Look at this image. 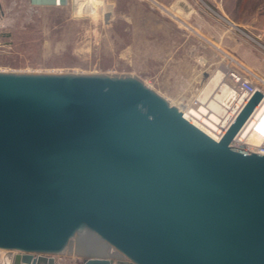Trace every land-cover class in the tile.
Returning <instances> with one entry per match:
<instances>
[{"label":"water","instance_id":"obj_1","mask_svg":"<svg viewBox=\"0 0 264 264\" xmlns=\"http://www.w3.org/2000/svg\"><path fill=\"white\" fill-rule=\"evenodd\" d=\"M262 98L217 140L134 73L0 70V249L264 264V154L232 144Z\"/></svg>","mask_w":264,"mask_h":264},{"label":"rangeland","instance_id":"obj_2","mask_svg":"<svg viewBox=\"0 0 264 264\" xmlns=\"http://www.w3.org/2000/svg\"><path fill=\"white\" fill-rule=\"evenodd\" d=\"M230 22L262 27L264 0H68L53 6L0 0V70L134 73L178 107L204 102L213 75L231 57L242 61L218 41L235 36ZM241 45L261 55L249 42ZM257 128L264 138V117ZM9 257L0 249V264ZM56 260L81 264L84 258L71 252ZM114 264L132 263L115 257Z\"/></svg>","mask_w":264,"mask_h":264},{"label":"built area","instance_id":"obj_3","mask_svg":"<svg viewBox=\"0 0 264 264\" xmlns=\"http://www.w3.org/2000/svg\"><path fill=\"white\" fill-rule=\"evenodd\" d=\"M230 24L231 29H234V32L239 35L242 40L249 42L256 50L264 55V23L262 27L255 31H250L246 27L235 22H230ZM226 81L227 82L222 83V85L226 86V88L223 86V89L220 91L222 97H218L216 94L218 90H220V86L213 94L209 95L206 101L202 102L199 98H196L191 104H186V107L190 106L194 108L196 112L192 113V111H190L191 119H189L185 116V112L182 111L184 116L192 123L196 121L208 127L213 131L215 137L211 136L219 140L256 90H259L263 93L262 100L238 132L232 144L243 149L264 154V140L261 144L255 145L248 142L246 135H244V128L247 126L248 122L256 120L259 115L258 113H260L262 109L264 110V77L254 72L242 61L235 57H231L230 64H227ZM212 101H216L220 104L221 108L219 111H215L212 108ZM199 103L200 105H198ZM202 106L206 107L205 110L202 109ZM260 107L261 110L258 112ZM214 114L219 117L218 121L213 117ZM194 124L196 125V123Z\"/></svg>","mask_w":264,"mask_h":264},{"label":"bare ground","instance_id":"obj_4","mask_svg":"<svg viewBox=\"0 0 264 264\" xmlns=\"http://www.w3.org/2000/svg\"><path fill=\"white\" fill-rule=\"evenodd\" d=\"M95 1H97V0H95ZM173 10V9H172ZM176 9H174V11H175ZM182 10V9H181ZM177 12V11H176ZM182 12H184V11H182ZM181 12V13H182ZM180 13V14H181ZM174 16H175V14H174ZM219 48V47H218ZM226 56H227V54H226ZM205 61V60H204ZM204 61H203V63H204ZM207 63V62H206ZM226 67H224V70L227 68V64L225 65ZM222 67V66H221ZM223 70V69H222ZM222 70H218L217 72H216V74L215 75H213V77L211 78V80L208 82V84H206V88H205V90L207 91V92H205V93H210V94H213L216 90H217V88H219L220 86H221V88H220V90H218V93H216L217 94V96L218 97H222V94L220 93V91L223 89V86L224 85H222V84H220V83H222V82H224V80L222 81V79H223V74L225 73V72H223ZM226 72H227V70H226ZM222 81V82H221ZM225 88H226V86H224ZM206 97H207V94L205 95V96H203V98H202V100H205L206 99ZM209 97V96H208ZM207 97V98H208ZM230 100V99H229ZM206 101V100H205ZM227 102L229 103V101H228V99H227ZM211 106H212V108L215 110V111H219L220 110V108H221V106H220V104L218 103V102H216V101H212L211 102ZM179 108L180 109H182V111L183 112H185V116L187 117V118H189V119H191V117H190V111H192V113L193 112H196V110L194 109V108H192V107H190V106H188V107H186L185 105H180L179 106ZM205 108L206 107H204V106H202V109H204L205 110ZM261 110V107L259 108V110H258V112ZM257 112V113H258ZM259 115H258V117L256 118V120H251L250 122H248V124H247V126L244 128V132H245V134L244 135H246V139L248 140V142H250V143H253V144H255V145H259V144H261V142H260V140L261 139H263V134H261V132L260 131H258L257 129H255V130H253V128H255V124L257 123V121L258 120H260V119H262L263 118V116H264V110L262 109L261 111H260V113H258ZM213 117L215 118V120L216 121H218V119H219V117L218 116H216V114H214L213 115ZM194 123H196V125H198V127H200V128H202L206 133H208L209 135H212V136H214V133H213V131H211L208 127H206V126H204V125H202V124H200L199 122H196V121H194ZM253 131V132H252ZM252 132V133H251ZM251 134H253V137L254 136H256V137H258L257 139H254L252 136H250ZM215 137V136H214ZM11 257V256H10ZM9 257V260L7 261V264H11L12 262V259Z\"/></svg>","mask_w":264,"mask_h":264},{"label":"crops","instance_id":"obj_5","mask_svg":"<svg viewBox=\"0 0 264 264\" xmlns=\"http://www.w3.org/2000/svg\"><path fill=\"white\" fill-rule=\"evenodd\" d=\"M246 28L248 29V27H246ZM256 28L257 27H255L254 30H256ZM250 31H252V30H250ZM234 34L236 37L234 35H233V37L231 35H230L231 37H229V35L228 36L222 35V37L219 38V40H218L219 43H223L225 46H227L228 49L231 50L238 58L242 59L243 63H245L248 67H250L257 74L264 77V55L253 54L251 51H246V50L244 51V48L241 45L243 40L235 32H234ZM252 49L256 50L254 47ZM256 51L259 52L258 50H256ZM262 119L257 121V123L255 124L256 126H255V128H253V130H255V129L258 130L257 125L259 124V121H262ZM250 136L253 137V134H251ZM263 139L260 140L261 143L263 142L262 141Z\"/></svg>","mask_w":264,"mask_h":264}]
</instances>
